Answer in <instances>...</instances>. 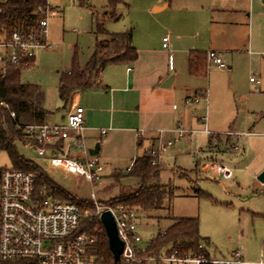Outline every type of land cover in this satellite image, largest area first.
<instances>
[{"label": "rangeland", "instance_id": "1", "mask_svg": "<svg viewBox=\"0 0 264 264\" xmlns=\"http://www.w3.org/2000/svg\"><path fill=\"white\" fill-rule=\"evenodd\" d=\"M123 1L128 7L119 4L116 13L120 17L113 20L103 15L107 10L106 0H48L50 6L54 7L47 18L49 47L35 53V66L22 70L20 79L23 83L42 87L45 105L50 111L47 116L49 122L61 120L67 109V104L64 105L58 96L59 75L69 69L74 53L79 65L83 66L91 55L95 42L105 37L97 32V22L102 23L107 32L131 29L132 40L138 50L144 45H150L147 44L150 42L156 45L171 29L178 28L179 20L184 24L180 31L185 35H192L198 28H202L201 25L198 26L197 19L194 20L197 15L189 3L186 10L184 4L171 0L167 9L154 12V0ZM250 1L253 3L252 21L247 19L245 22H237V50L222 59L231 68L219 69L209 64L208 77L199 78L193 86L204 88L206 99L187 105L189 111L186 119L178 117L183 113L182 96L185 94L180 89L181 86L176 89L174 99L168 102V108L173 105L176 118L187 126L188 134L160 151L157 158L163 164L159 182L173 188V198L157 211L141 212L133 209L142 238L139 247H144L153 236L162 232L172 218L197 216L199 233L207 239L203 245L210 259L230 260L231 253L238 251L242 254L243 261L256 262L261 253L264 255V194L260 189L255 190L253 184L257 175H254L256 164L264 160V2L237 0L249 18ZM204 30L205 33L208 32L205 26ZM172 64L179 75L178 83L187 85L185 68L181 69L177 57L172 56ZM250 78L259 80L260 85L253 86ZM79 92L83 106L94 103L97 96L93 92L105 94L102 87ZM201 119L205 120L204 124L211 135L199 132L204 126ZM228 131L237 133L230 137V142L231 139L234 142L237 140V148L233 151L229 146L227 149L208 152V138L218 135L224 143ZM87 145L92 144L87 141ZM242 147L244 154L235 155ZM16 149L78 198L91 199L93 194L96 200L108 201L121 192L132 191L138 184L136 178L125 176L122 170L115 171L112 176L89 182L51 167L47 158L39 156L32 147L16 143ZM151 149L153 147L148 150ZM212 161L229 166L232 178L224 181L219 176L216 177L210 167L202 169L204 164H211L209 162ZM127 162L128 160L117 158L111 167H105L106 171L114 166L122 169ZM9 167L11 162L7 153L0 150V168ZM197 191L202 193L200 197L197 196ZM80 210L82 216L90 212V209ZM163 262L192 264L160 260V263ZM147 264L155 262L150 260Z\"/></svg>", "mask_w": 264, "mask_h": 264}, {"label": "built area", "instance_id": "2", "mask_svg": "<svg viewBox=\"0 0 264 264\" xmlns=\"http://www.w3.org/2000/svg\"><path fill=\"white\" fill-rule=\"evenodd\" d=\"M2 2L4 0H0V4ZM50 12L51 6L45 0L43 17L36 26L28 31L14 29L7 36L0 34V69L19 64L29 68L35 53L49 47L47 18ZM162 46L167 47V36L162 38ZM206 58L208 63L225 67L215 51H208ZM83 114V107L75 105L66 114L64 123L25 125L23 132L31 141L24 146L32 147L39 156L46 157L51 167L94 182L100 179L103 165L96 154L89 152L83 133ZM10 116L13 117L14 113L10 112ZM172 132L174 135L170 140L159 141L156 148L149 150L153 158L157 159L160 151L188 133L181 123H177ZM104 134L105 130H100V135ZM66 139L68 144L65 147L58 146V142ZM71 151L78 154L71 155ZM209 167L224 181L232 178V169L222 162H213ZM33 185L34 174L30 172L12 167L0 170V264H14L20 260L32 264H95L94 256L89 253L95 238L76 232L82 218L80 208L69 201H55L49 197L39 199L33 194ZM259 186L260 192L264 194V182L259 183ZM91 200L93 207L86 215L99 219L102 212L109 211L114 218L118 238L123 242L120 259L124 262H140L144 248L139 247L141 236L137 231L133 209L100 203L93 194ZM160 260L217 263L202 256L177 258L169 255L161 256ZM222 263L264 264V259L261 256L256 262H246L240 258V252L235 251L233 259Z\"/></svg>", "mask_w": 264, "mask_h": 264}, {"label": "trees", "instance_id": "3", "mask_svg": "<svg viewBox=\"0 0 264 264\" xmlns=\"http://www.w3.org/2000/svg\"><path fill=\"white\" fill-rule=\"evenodd\" d=\"M107 14L110 19L117 20V6L123 0H106ZM45 0H4L0 4V34L7 36L14 29L28 31L36 26L43 17ZM97 32L105 37L95 42L91 55L83 66H80L76 53L73 54L69 69L58 78V96L64 105L71 94L100 87V74L110 64H132L137 58V50L132 43L131 31L109 33L102 23L97 22ZM188 73L193 76L206 74V54L191 51L188 55ZM33 63L31 62V68ZM23 64L0 69V150L5 151L14 169L34 174L33 194L41 199L50 197L55 201H69L80 209L93 207L89 198H78L51 179L38 164L19 154L16 143L25 144L31 141L25 136L23 127L28 124H42L48 111L44 107L43 92L38 84L23 83L20 79ZM10 112L14 116H10ZM2 168H0L1 170ZM162 162L153 158L149 150L135 156L125 176L138 180L136 187L108 201L100 203L118 204L128 209L141 212L157 211L173 198V188L159 182ZM202 193L197 191V196ZM95 238L89 248L94 256L95 264H147L153 260L160 263L161 256L173 255L177 258L185 256H202L208 258L203 243L207 242L199 233L197 216L172 218V223L162 232L153 236L144 248L140 262H124L120 258L114 260L109 248L108 239L100 219L91 215L82 216L76 230ZM14 264H32L24 260ZM205 264H224L207 262Z\"/></svg>", "mask_w": 264, "mask_h": 264}, {"label": "crops", "instance_id": "4", "mask_svg": "<svg viewBox=\"0 0 264 264\" xmlns=\"http://www.w3.org/2000/svg\"><path fill=\"white\" fill-rule=\"evenodd\" d=\"M173 1L184 4L183 6L186 10L188 9V7H186L187 3L191 4L193 12L197 15V18H194V20L196 21L197 19L198 26L200 27L201 25L202 27L201 30L198 28V31L194 34L189 36L185 35V33L180 31L181 28H184V24L179 20L178 28L171 29L167 33L166 48L162 46V38L165 36H163L156 45H152V42H150L147 43L150 45H144L145 47H141V50L137 49L132 40V43L137 50L136 60L129 65L115 63L107 65L103 69L99 80L101 84L100 87L105 90V94H100L101 92H93L97 96V98L94 99L95 106L92 102L90 105H81V94L79 91H75L71 94L69 101L66 103L67 109L61 117V120L49 122L47 116L50 111L45 105L44 91L40 86L43 92L44 107L48 111L45 123H64L66 114L75 105L83 107V133L86 144L87 141L92 144L91 146L87 145L89 148H92L95 144L99 145L96 156L103 165V170L105 171H102L103 173L99 180L105 176H112L117 170H122L123 173H126L135 156L142 154V152L147 151L149 148H156L155 146L158 145L159 141L164 142L170 140L174 135L172 129L177 123H181L182 127L187 130V126L176 118L173 112L174 106L172 105L171 108H168V102L174 99L176 89L181 86L180 89H182L185 94L182 96L183 113H180L178 117L186 119L187 112L189 111L187 105H194L200 100L204 101L206 99V90L201 87L193 86L199 78L208 77V65L211 64L208 63L206 58V74L204 76L190 75L188 73L187 63L189 53L191 51H198L206 54L208 51H215L221 60L224 56H231V52L237 50V36L235 30L237 22H245L247 19L252 21V1H250L248 7L251 13L250 18L249 15H245L241 3L237 2V0ZM171 2V0H154L152 3V11H163L170 6ZM120 4H124L126 8L128 7V4L124 1ZM53 9L54 7H51V10ZM106 14L107 10L104 11V17H107ZM204 26L208 28L207 33H205ZM128 30L131 31L132 36V30ZM172 56L178 58V64L181 69L185 68V75L188 77L187 85H180L178 83L179 75L175 70V67H173ZM35 61L36 57L34 58L32 67L35 66ZM214 66L217 67L216 65ZM217 68L230 69L231 66L225 64L224 68ZM171 71H173V74H171ZM170 75L173 76L171 85L169 87H161L160 84ZM250 79L249 81L252 82L253 86L260 85L259 80L256 81ZM200 95H202V97L198 98ZM196 98L197 100L194 101ZM201 121L204 124L205 120L201 119ZM98 126L101 127L98 128ZM102 129L105 130L104 135H100V130ZM199 132H202L205 135L212 134L208 130L206 124H204L202 130ZM244 134L249 135L250 133ZM232 135H237V133L228 131L224 143L221 142L218 135L208 138L206 144L208 152L211 150L220 151V149H227L229 146H231L229 148L234 151L237 148V140L234 142V140L232 141L231 139L230 142V137L232 138ZM57 144L58 146L62 145L65 147L68 144V140L66 139ZM70 153L71 155L78 154V152L76 153L74 151H71ZM235 153V155H243L244 148L242 147L241 151ZM117 158L128 160V162L122 169L114 166L110 171H106L105 167H111L112 162ZM209 166L210 164L208 163L204 164L202 169L206 170ZM263 169L264 160L257 162L254 169V175H258ZM253 184L255 190L259 189L260 186L256 177L253 180ZM171 223L172 221H170L169 225ZM169 225H167L166 228ZM137 231L139 233L138 227ZM147 244L148 243L141 248H145ZM233 253H231V259H233ZM261 256H264L263 253H261L260 257ZM240 258L242 259L241 253ZM209 260L216 261L217 263L229 261L210 258Z\"/></svg>", "mask_w": 264, "mask_h": 264}, {"label": "water", "instance_id": "5", "mask_svg": "<svg viewBox=\"0 0 264 264\" xmlns=\"http://www.w3.org/2000/svg\"><path fill=\"white\" fill-rule=\"evenodd\" d=\"M264 2V1H263ZM173 80V76L170 75L166 80H164L160 86L161 87H169L171 85V82ZM98 144H95L92 148L89 149L90 154H97L98 152ZM256 180L259 183L264 182V169L256 176ZM100 221L104 227L109 248L112 251L114 260H119L120 255L123 251V242L118 238L117 232H116V226L115 221L112 216V214L109 211H104L100 215Z\"/></svg>", "mask_w": 264, "mask_h": 264}]
</instances>
